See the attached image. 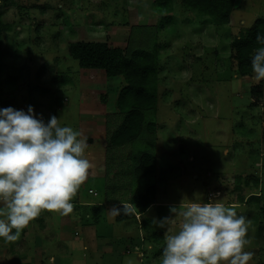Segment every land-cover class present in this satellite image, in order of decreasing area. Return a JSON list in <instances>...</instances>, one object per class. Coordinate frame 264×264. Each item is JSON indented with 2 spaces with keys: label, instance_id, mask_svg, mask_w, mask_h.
<instances>
[{
  "label": "rangeland",
  "instance_id": "rangeland-1",
  "mask_svg": "<svg viewBox=\"0 0 264 264\" xmlns=\"http://www.w3.org/2000/svg\"><path fill=\"white\" fill-rule=\"evenodd\" d=\"M179 1L0 0V19L7 26L0 45V108L27 111L31 105L45 123L55 115L62 126L78 131L81 110L104 108L99 115L106 118L107 149L101 159L107 174L117 170L123 196L145 194L154 184L155 198L171 200L180 210L192 201L209 202L208 195L211 202L218 199L246 218L245 250L253 252L248 264H264V80L257 83L252 69L247 76L236 72L231 46L239 33L264 18V0H241L229 24L218 27L196 24ZM76 41L156 48L153 141L146 134L144 140L109 143L124 117L117 93L113 104L106 97L101 102L107 107L96 105L105 91L118 92L119 79H106L102 71L82 73L67 53ZM79 87L96 89L93 98L85 95L86 104ZM252 87L259 102L250 96ZM144 151L155 158L148 179L135 172ZM237 185L253 188L243 204H236Z\"/></svg>",
  "mask_w": 264,
  "mask_h": 264
},
{
  "label": "clouds",
  "instance_id": "clouds-1",
  "mask_svg": "<svg viewBox=\"0 0 264 264\" xmlns=\"http://www.w3.org/2000/svg\"><path fill=\"white\" fill-rule=\"evenodd\" d=\"M256 40L264 45V36ZM253 79L264 80V46L251 59ZM52 115L45 123L42 114L12 106L0 108V238L15 241L21 231L42 211L66 216L73 211V197L87 179L92 162L86 156L88 143L71 126ZM109 212L130 214L121 202ZM178 227L169 230L173 218L154 221L166 228L160 264H248L253 252L245 250L248 225L234 207L216 202L188 203Z\"/></svg>",
  "mask_w": 264,
  "mask_h": 264
},
{
  "label": "crops",
  "instance_id": "crops-1",
  "mask_svg": "<svg viewBox=\"0 0 264 264\" xmlns=\"http://www.w3.org/2000/svg\"><path fill=\"white\" fill-rule=\"evenodd\" d=\"M86 71L82 73L96 75L94 71L98 70ZM95 90L79 87L81 101L86 104L83 100L85 95L93 94ZM116 93L117 90L112 93L105 91L107 101L113 104ZM101 95L96 107H107L101 102ZM103 112H106L104 108L100 112L97 108L90 112L87 108L80 111L83 116L78 124L80 138L87 139L86 154L95 162L97 169H90L87 179L73 197V211L66 216L42 211L15 241L5 242L0 238V264H144V259L146 264H156L162 260L166 228L158 227L154 221L173 218L167 227L175 230L180 216H175L170 209L179 206L171 200L164 202L155 198L153 194L151 203L141 209L140 197L144 193L138 191L140 194L122 195L125 190L121 186L125 185L116 180L117 170L107 174L105 162L101 159L107 149L108 130L106 118L99 115ZM84 119L91 121L92 127ZM117 191L120 196L115 195ZM206 200H210L209 195ZM121 202L131 207L133 212L113 217L109 209L113 205L122 209ZM147 250L152 252L148 254Z\"/></svg>",
  "mask_w": 264,
  "mask_h": 264
},
{
  "label": "trees",
  "instance_id": "trees-1",
  "mask_svg": "<svg viewBox=\"0 0 264 264\" xmlns=\"http://www.w3.org/2000/svg\"><path fill=\"white\" fill-rule=\"evenodd\" d=\"M2 1L10 3V0ZM179 2L184 12L192 14L196 24L218 27L229 24L232 13L240 7L241 0H180ZM6 30V24L0 19V45L1 36ZM258 33L264 36V18L257 19L251 27L239 33L231 44L235 70L241 76L250 74L252 55L255 54L256 49L264 46L256 40ZM67 53L81 69L102 71L107 79H119L116 104L124 117L118 129L111 133L109 143L111 145L126 144L145 139L146 134L147 139L153 141L155 139L153 135L156 133L154 117L158 102L156 76L159 64L156 48L152 46L151 49L145 47L122 49L110 47L105 42L76 41L68 45ZM256 90V87H252L250 93L255 103L260 100ZM105 98V94L101 95L100 100L103 101ZM154 161L155 158L151 152L141 153L135 167L136 175L139 178L148 179L154 170ZM257 181L256 178V185ZM153 187L154 184L149 186L147 193L140 197L143 204L141 209L151 203L154 194ZM252 189L248 191L237 185L236 204L246 202V197L253 195Z\"/></svg>",
  "mask_w": 264,
  "mask_h": 264
}]
</instances>
